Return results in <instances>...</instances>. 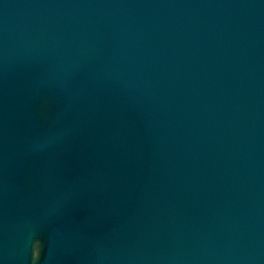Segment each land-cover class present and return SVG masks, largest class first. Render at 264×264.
<instances>
[{
	"label": "water",
	"instance_id": "1",
	"mask_svg": "<svg viewBox=\"0 0 264 264\" xmlns=\"http://www.w3.org/2000/svg\"><path fill=\"white\" fill-rule=\"evenodd\" d=\"M0 264H264V0H0Z\"/></svg>",
	"mask_w": 264,
	"mask_h": 264
},
{
	"label": "clouds",
	"instance_id": "2",
	"mask_svg": "<svg viewBox=\"0 0 264 264\" xmlns=\"http://www.w3.org/2000/svg\"><path fill=\"white\" fill-rule=\"evenodd\" d=\"M35 255L38 257L39 256V245L37 244L36 250H35Z\"/></svg>",
	"mask_w": 264,
	"mask_h": 264
}]
</instances>
